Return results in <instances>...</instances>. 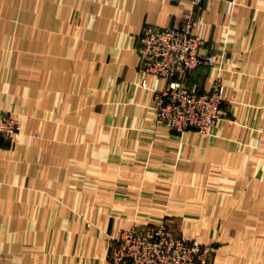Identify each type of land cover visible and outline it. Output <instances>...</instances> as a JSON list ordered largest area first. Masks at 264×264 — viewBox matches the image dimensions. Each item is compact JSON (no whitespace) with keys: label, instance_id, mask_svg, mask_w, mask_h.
I'll return each mask as SVG.
<instances>
[{"label":"crops","instance_id":"0c3cea01","mask_svg":"<svg viewBox=\"0 0 264 264\" xmlns=\"http://www.w3.org/2000/svg\"><path fill=\"white\" fill-rule=\"evenodd\" d=\"M185 16L216 57L185 84L225 85L206 132L159 122L163 82L140 84L141 27ZM0 108L20 120L0 264H106L125 208L211 241L213 264H264V0H0Z\"/></svg>","mask_w":264,"mask_h":264},{"label":"built area","instance_id":"2783aa9c","mask_svg":"<svg viewBox=\"0 0 264 264\" xmlns=\"http://www.w3.org/2000/svg\"><path fill=\"white\" fill-rule=\"evenodd\" d=\"M199 22L198 16H185L176 26L145 24L138 35L137 51L143 72L140 84L147 86L148 76L163 82L154 89L156 118L179 132L208 131L221 112L224 97L225 85L218 78L209 90L184 82L194 68L216 61L213 54L201 52L204 40L192 31ZM19 128V118L0 109V138L15 139ZM129 237L136 242L135 256L145 254V264H199L187 256L190 249H198L197 242L190 244L188 238L174 236L162 223L134 227ZM124 256L122 263L117 260L115 264H140L131 252L119 258Z\"/></svg>","mask_w":264,"mask_h":264},{"label":"rangeland","instance_id":"374dc122","mask_svg":"<svg viewBox=\"0 0 264 264\" xmlns=\"http://www.w3.org/2000/svg\"><path fill=\"white\" fill-rule=\"evenodd\" d=\"M130 211H131V208H125L124 210L125 213L127 212L126 214L129 213L126 216V218H128V221L130 222V224L118 229L117 232L115 233L114 238H112L110 242H108L107 244V252L105 256L106 264H115L117 260H119L120 263H122L126 256H124L123 258H119V257L121 255L128 254L129 252H131L132 255L135 256L134 248H135L136 242H134V240H132V238L129 237V233L134 227H137V226L141 227L146 224L151 226L152 224L156 225L159 223H162L169 231L172 232L174 236L186 237L188 238V241L190 244H192L195 241L197 242L196 244H198V249L196 251L190 249L189 250L190 253L187 254L189 258L196 260V262L199 264H213L214 248H213V243L211 241L202 240L199 234H196V233L186 234L183 232H179V230H176L169 221H166L164 219L165 217H162V218H154V217L144 218L143 217L141 219L137 218V220L135 219L132 220L134 217H132V214L130 213ZM109 212L113 218H116L117 213H116L115 205L109 208ZM135 259L136 261L138 260L140 264H143L146 260L145 254L143 253L139 257L135 256ZM130 264H132V262Z\"/></svg>","mask_w":264,"mask_h":264}]
</instances>
